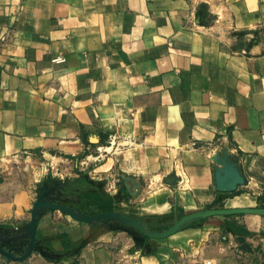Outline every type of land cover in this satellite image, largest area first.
Here are the masks:
<instances>
[{
	"label": "crops",
	"instance_id": "1",
	"mask_svg": "<svg viewBox=\"0 0 264 264\" xmlns=\"http://www.w3.org/2000/svg\"><path fill=\"white\" fill-rule=\"evenodd\" d=\"M108 143L95 179L116 189L113 222L44 213L48 256L0 264H244L229 222L264 187V0H0V169ZM216 143L248 192L211 189ZM0 203V225L24 222L27 195ZM183 218L196 226L152 235Z\"/></svg>",
	"mask_w": 264,
	"mask_h": 264
},
{
	"label": "rangeland",
	"instance_id": "2",
	"mask_svg": "<svg viewBox=\"0 0 264 264\" xmlns=\"http://www.w3.org/2000/svg\"><path fill=\"white\" fill-rule=\"evenodd\" d=\"M111 146L108 143L98 149L93 147L74 157L62 154H25L16 156L13 162L5 163L7 168L0 169V175L3 174L0 176V196L9 197L18 203L25 194L29 205L25 210L26 218L23 223H19L20 226L0 225V244L3 243L15 258L21 257L22 252L28 249V238L19 237L17 230L32 225L42 214L49 212L59 218H70L95 227L109 226L113 222L110 217L114 212L116 189L104 190L102 182L95 177L104 171L98 167L104 163V153L110 155L113 152ZM208 148L204 157L211 170V189H222V199L239 196L252 189L239 159L236 160L219 143ZM177 167L175 183H178L180 189H190L183 167L180 163ZM257 189H263L258 204L249 212H240L231 217L229 222L236 242L234 249L237 251L231 248L228 254L229 251L230 254H237L244 264H264V187ZM135 190L139 189H131V192ZM194 226L196 223L192 222L187 228ZM35 239L43 249L44 241L36 231ZM33 254L40 255L32 251L29 256ZM42 255L48 256L45 253Z\"/></svg>",
	"mask_w": 264,
	"mask_h": 264
},
{
	"label": "water",
	"instance_id": "3",
	"mask_svg": "<svg viewBox=\"0 0 264 264\" xmlns=\"http://www.w3.org/2000/svg\"><path fill=\"white\" fill-rule=\"evenodd\" d=\"M243 212H249V211H243ZM110 219L114 220L115 216L111 214ZM192 222H193L192 220H186L185 218H183V219L173 223V225L170 227V229L165 230V231H161V232L156 231V232H153L152 235L153 236H162V235H165L166 233L169 234V233L181 230L183 228H186ZM34 223L32 225L30 224L29 226L27 225L26 228H21V229L17 230V233L20 234L19 237L26 236L28 238V246H27L28 249L26 252L25 251L22 252L21 257L15 258L14 256H12V254L5 249L3 243L0 244V253H2L3 255H5V256L9 257L10 259H13V260H21L22 258L24 259L32 251H34V252L37 251L40 254H44L42 247L39 246V244L36 242V239H35ZM8 240H10V239H8Z\"/></svg>",
	"mask_w": 264,
	"mask_h": 264
}]
</instances>
